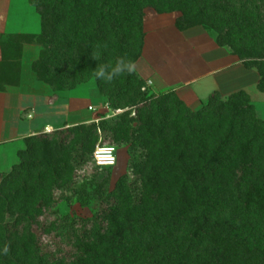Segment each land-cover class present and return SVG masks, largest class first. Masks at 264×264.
I'll return each instance as SVG.
<instances>
[{
    "label": "trees",
    "instance_id": "1",
    "mask_svg": "<svg viewBox=\"0 0 264 264\" xmlns=\"http://www.w3.org/2000/svg\"><path fill=\"white\" fill-rule=\"evenodd\" d=\"M28 2L40 33L0 35V92L19 85L23 46L38 43L30 70L52 100L94 79L106 104L127 110L24 138L17 163L0 173V264H264V119L249 95L239 90L223 99L215 91L193 112L173 90L147 96L137 72L111 84L91 72L117 56L139 61L143 10L151 6L159 15L180 12L179 31L210 27L218 47L257 72L264 93V32L246 14L249 0L237 10L235 0ZM101 134L111 135L107 143ZM118 143L128 146L132 179L118 180L103 224L73 232L69 257L43 248L34 227L55 192H78L79 169H105L92 161L95 146Z\"/></svg>",
    "mask_w": 264,
    "mask_h": 264
},
{
    "label": "crops",
    "instance_id": "2",
    "mask_svg": "<svg viewBox=\"0 0 264 264\" xmlns=\"http://www.w3.org/2000/svg\"><path fill=\"white\" fill-rule=\"evenodd\" d=\"M1 22L2 18L0 33H3ZM11 27V30L4 33L19 34L17 26ZM150 29L149 33L145 32L142 55L137 63L145 68L144 79L155 87H160L159 89L164 92L173 90L178 99L187 106L196 108L203 106L215 91L225 99L229 94L242 90L249 95L251 102L252 93L248 89L254 90L256 96L258 95L255 92L261 93L256 89L259 79L257 72L254 69H245L236 56L231 55L226 48L218 47L213 35L201 27L179 31L174 26L170 33H164L165 38L171 35L181 39L182 49H179L181 62L179 54H174L177 50L172 49L169 63L166 65L163 63L170 73L161 72L162 67H158V59L152 52L155 51V47L153 42L152 44L149 42V36L154 37L155 41L163 37L156 30L158 27ZM26 53L27 47L24 45L19 85L7 87L4 92H0V147L4 149L12 144L18 145L15 155L22 149L20 147L21 144L24 145V138L40 130L49 132L59 127L88 122L90 118L84 116V111H89V107L93 109V106L96 108L104 104L100 96H92L93 93L83 94V91L80 94V91H76L82 90L84 84L71 91L57 93L54 100H52V91L38 81L32 79L30 87H26L22 69L27 70L28 64L32 63L25 61ZM1 153L2 159L4 156Z\"/></svg>",
    "mask_w": 264,
    "mask_h": 264
},
{
    "label": "rangeland",
    "instance_id": "3",
    "mask_svg": "<svg viewBox=\"0 0 264 264\" xmlns=\"http://www.w3.org/2000/svg\"><path fill=\"white\" fill-rule=\"evenodd\" d=\"M28 1L29 0H0V19L2 18V29L5 32H7V30H11V26H17L19 34L27 32L24 34L39 35V16ZM239 1L244 0H235V2H233L232 10H237V8H239ZM249 2L250 5L247 7V9H245L246 14L253 19L256 25V29L258 28L263 33L264 1L257 0L251 2V0H249ZM143 13V24H145V26L143 27L144 33H149V31L151 30L150 28L156 29L158 27V29L156 30L162 34L160 35L163 37V39L156 41L154 37L149 36V42L151 44L153 42L154 44L155 51L152 52L153 55H156L155 57H157L158 59V67H162L160 71L170 73L169 70L165 66H163V63H165V65L169 63V56L172 53V49H174V51L177 50V52L174 54H179L178 57L179 61L181 62L179 49H182V44L180 42L181 39L171 35L165 38L164 33H170L171 30L174 29L173 20L175 21L176 18L180 17L181 14L180 12H172L159 15L151 6H147L146 8H144ZM204 27L201 28L206 30L209 34L213 35L215 39L216 33L210 27ZM224 29L226 30L227 27L225 26ZM13 30L15 31L16 29ZM4 31L3 33H0V35H10L4 33ZM12 34L16 33L14 32ZM25 46L27 47V59L25 58V61L33 63L39 57L41 45L38 43H34L27 44ZM227 51L230 53L228 49ZM196 55L197 57H199L198 54ZM190 62H192V60H190ZM137 66L138 75L143 80H145V88H143L142 91H144L147 96H161L164 91L159 89L160 87H155L153 84H151V82H148L146 79H144L143 70L145 68L143 65L137 64ZM22 73L24 85L26 87H30V80L33 79V81H36L32 71L30 70V64H28L27 70L22 69ZM10 80L12 82H15L16 77H10ZM202 83H204V81H202ZM84 85L85 86L84 88H82V90L76 91H80V94H82L83 91V94L90 95V93H93L92 96H100L98 94L94 79H90ZM248 91L252 93V104L256 108L257 116L261 119H264V94L255 92L258 95L256 96L254 94V90L248 89ZM100 98H102L104 104L96 108L95 106H93L94 111H84V116H86V118L88 119L90 118V121L83 123H91L92 121H107L127 110H116L106 104V98L102 96H100ZM91 102L94 103L95 100H91ZM187 107L190 108V110L193 112L201 108V106L198 108H196L195 106ZM66 127H59L51 131ZM42 132L47 131L40 130L35 134ZM104 136V134H101L100 136L99 142H101V144L107 143L109 140L108 138L111 137V135H107L105 137ZM113 147L116 154L115 166L105 169H98L94 168L90 164H87L82 169H79L74 176V181L76 182L79 191L75 192L74 194L68 192L67 194H63L61 198L59 197L60 192H55L54 206L44 214L43 218L40 219L39 226L37 228L34 227L37 237L42 243V247L46 250H49L54 255L65 257L70 256L72 241H74L73 239L76 236V234L73 235V232L77 230L83 231L84 229H89L92 224H94L96 228L99 227V225L101 226L103 224V217H101V214L110 212V206L114 201L111 193L113 192L118 180L122 176H127L130 180L132 179V175L130 174V171L128 169V146L118 143ZM16 148H19L16 144L6 146V148L4 149L3 147H0V153L2 152L1 154L2 156H4V158H0V173L8 172L11 166L17 163L18 160L17 156L15 155ZM20 148L23 149L24 145L21 144ZM90 179L93 182H91ZM48 229L50 231L49 233L47 232Z\"/></svg>",
    "mask_w": 264,
    "mask_h": 264
},
{
    "label": "clouds",
    "instance_id": "4",
    "mask_svg": "<svg viewBox=\"0 0 264 264\" xmlns=\"http://www.w3.org/2000/svg\"><path fill=\"white\" fill-rule=\"evenodd\" d=\"M92 58L99 61L101 54L97 51L92 52ZM137 61L128 59L126 57L117 56L115 63L106 62L99 64L98 67L92 72L95 79L102 80L105 83L111 84L115 79L124 75H133L137 72ZM9 252V245L5 244L2 249V254L7 255Z\"/></svg>",
    "mask_w": 264,
    "mask_h": 264
},
{
    "label": "built area",
    "instance_id": "5",
    "mask_svg": "<svg viewBox=\"0 0 264 264\" xmlns=\"http://www.w3.org/2000/svg\"><path fill=\"white\" fill-rule=\"evenodd\" d=\"M89 111H94L91 107ZM92 161L99 168L113 167L116 164L115 149L112 146H102L97 144L92 153Z\"/></svg>",
    "mask_w": 264,
    "mask_h": 264
}]
</instances>
